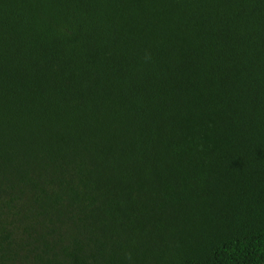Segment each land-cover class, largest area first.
<instances>
[{
    "label": "trees",
    "instance_id": "1",
    "mask_svg": "<svg viewBox=\"0 0 264 264\" xmlns=\"http://www.w3.org/2000/svg\"><path fill=\"white\" fill-rule=\"evenodd\" d=\"M0 264H264V0H0Z\"/></svg>",
    "mask_w": 264,
    "mask_h": 264
}]
</instances>
